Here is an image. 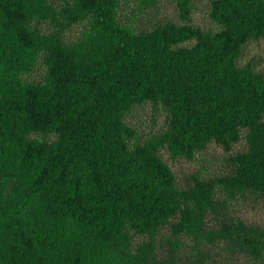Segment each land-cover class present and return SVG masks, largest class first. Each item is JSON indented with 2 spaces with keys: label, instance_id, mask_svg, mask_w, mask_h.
Returning <instances> with one entry per match:
<instances>
[{
  "label": "trees",
  "instance_id": "trees-1",
  "mask_svg": "<svg viewBox=\"0 0 264 264\" xmlns=\"http://www.w3.org/2000/svg\"><path fill=\"white\" fill-rule=\"evenodd\" d=\"M57 1L0 0V264H167L184 239L182 264H210L204 248L218 245L264 264V229L228 209L264 197V76L238 63L264 38V0H211L215 31L187 24L195 0H172L181 24L139 32L129 21L154 0ZM39 64L42 80H27ZM145 102L167 128L140 141L124 115ZM242 137L228 174L182 188L160 155L192 160Z\"/></svg>",
  "mask_w": 264,
  "mask_h": 264
},
{
  "label": "rangeland",
  "instance_id": "rangeland-1",
  "mask_svg": "<svg viewBox=\"0 0 264 264\" xmlns=\"http://www.w3.org/2000/svg\"><path fill=\"white\" fill-rule=\"evenodd\" d=\"M55 7L59 8L61 3L57 0H51ZM211 0H195L190 14V21L187 24L199 27L203 30L215 31L217 26L209 18ZM135 2L130 0L129 10L135 8ZM128 11V12H130ZM165 22L181 24L178 19V14L172 0H154L152 6H148L142 12H136V15L131 18L129 24L136 32L142 30H151L157 24ZM47 24L41 26L43 31H47ZM85 23H78L65 29L62 33V39L69 43L78 39ZM47 29V30H46ZM251 62L254 69L264 76V38L258 41H250L242 48V54L238 60L239 65H244ZM45 74L44 67L39 64L35 70L25 78L32 81L42 80ZM124 121L133 127L138 134L140 141L146 139L151 134H159L167 128L166 112L160 107L154 110L149 102L132 107L125 115ZM38 139H42L41 135H34ZM46 140L53 141L54 136H48ZM229 151H224L223 148L213 142H210L207 147L194 155L192 160L184 158L171 159L166 151L161 150L160 155L162 160L169 166L174 174L176 183L179 187H184L190 176H198L202 179H210L220 177L230 172L231 167L228 162L229 156L240 153L246 150V143L243 137L236 143L232 144ZM229 215L239 218L247 226L264 229V197L245 195L231 201L228 205ZM215 226L214 222L207 221V227ZM168 229H161L157 238L156 256L163 260V256L167 257V250L159 247V243H165L168 236ZM140 241V239H138ZM191 241L184 239L182 249L179 251L182 260L177 262L164 258L167 264H182L190 253ZM184 252V255H183ZM193 253V252H192ZM204 255L206 254V263L210 264H259L246 261L245 258L227 253L220 245L216 247H205Z\"/></svg>",
  "mask_w": 264,
  "mask_h": 264
}]
</instances>
